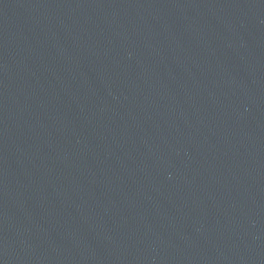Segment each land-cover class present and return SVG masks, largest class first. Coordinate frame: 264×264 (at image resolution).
<instances>
[{"label":"water","instance_id":"95a60500","mask_svg":"<svg viewBox=\"0 0 264 264\" xmlns=\"http://www.w3.org/2000/svg\"><path fill=\"white\" fill-rule=\"evenodd\" d=\"M0 264H264V0H0Z\"/></svg>","mask_w":264,"mask_h":264}]
</instances>
